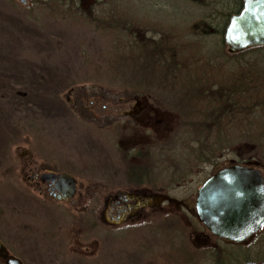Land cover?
<instances>
[{"label": "rangeland", "instance_id": "1", "mask_svg": "<svg viewBox=\"0 0 264 264\" xmlns=\"http://www.w3.org/2000/svg\"><path fill=\"white\" fill-rule=\"evenodd\" d=\"M226 4L227 0H203L197 5L187 0H28L27 4L0 0V238L10 255L24 264H195L194 254L176 237L159 239L145 228L124 230L113 239L95 240L81 233L77 239L82 217L78 207L89 202L82 193L104 199L108 191L99 193L101 184H123L132 163L138 170L159 165L161 177L170 171L187 178L194 173L205 178L214 166L254 160L264 164V116L259 111L246 122L247 131L230 136L218 129L213 131L219 132L215 139L206 138V132L197 135L192 129L208 109L203 112L198 105L179 103L183 95L163 90L155 76L149 78L144 67L137 69L134 65L140 63L129 57L113 70L119 58L113 52L121 35L127 46L147 37L148 43L153 39L178 49L190 46L188 58L195 71L205 66L217 70L214 76L209 71L205 75L209 84L217 81L221 66L237 73L256 56L264 64V50L231 58L222 42L224 35L213 33V27L223 23ZM204 25L211 28L203 31ZM144 55L145 62L154 57L153 52ZM144 97L150 98L148 106L155 111L171 114L166 120L172 118L168 126L172 130L162 124L154 132L145 130L151 134L148 139L131 140L144 125L126 121L120 111L135 112ZM141 141L149 145L141 144L140 155L132 158L130 144ZM50 172L76 177V198L55 200L43 184L42 193L35 183ZM213 247L205 264L264 259V228L247 245L217 242Z\"/></svg>", "mask_w": 264, "mask_h": 264}, {"label": "flooded vegetation", "instance_id": "2", "mask_svg": "<svg viewBox=\"0 0 264 264\" xmlns=\"http://www.w3.org/2000/svg\"><path fill=\"white\" fill-rule=\"evenodd\" d=\"M148 99L150 98L144 97L142 99L144 103H141L139 109L135 112H131L130 109L120 111L127 118H125L126 121L132 120L135 122L139 120L144 125L143 129L134 131L131 140L137 138L148 139L151 134H146L145 130L153 129L154 132L158 128L161 129L164 124L165 130H172L171 127H168L172 122V118L170 117V121L166 120V117L171 116V114L155 111L157 108L148 106ZM103 107L107 108L106 105H103ZM112 109L113 111L117 110L114 106ZM143 111H145L144 117H139ZM153 111L156 117L153 115ZM141 144L149 145V143L143 141L138 144H130L133 147L131 152L132 158H137L136 156L140 155V152L137 150ZM147 158L145 157V159ZM132 165L130 168L133 167V169L127 172L123 184L115 187H106V185L101 184L102 189L99 188L100 185L98 184L99 193L108 191V194H104V199L100 198L97 194L88 196V194L82 193V197L88 199L89 202L87 201L84 205L80 203L79 207L77 206L78 209H81L82 213L80 224H77L79 233L76 236L77 239L80 237V233L81 235H88V237L95 240L102 237L113 239L116 236L122 235L124 230H130V228L133 229L135 227L145 228L153 230L159 239H164V237L168 236L170 241H172V238L176 237L180 243H183L184 247H188V249L185 248L187 251L194 254L195 264H205L208 263V260L206 261L205 259H209V254H213V246L217 245V242L220 244L226 243V245H236L237 243L247 245L257 234H254L243 242H235L219 237L204 225L205 223L200 219L198 214L197 198L202 185L219 171H223V169L234 164L222 167L214 166L215 171L205 178H201L197 173L192 174L190 178L181 177L180 175H176V172L170 171L169 173L165 172L164 177H161L164 173L159 171V165L153 166L148 164V166H144L139 170L136 168L137 164L132 163ZM236 165L258 169L264 182V164L260 161L254 160L237 163ZM32 172L30 180L34 183L36 172L34 170ZM42 177L43 175H40L38 177L39 181L35 183L37 187L41 188L42 193L44 189L40 186L41 184L46 186L48 194L55 200L68 202L74 199V197L76 198L78 194L77 188L79 187L76 177H74L76 179L75 194L71 198L66 197L65 193L57 190L54 182L51 180L44 181ZM178 188L180 192L177 190ZM175 191H178V193L174 194ZM82 197L78 199L80 202L83 201ZM99 201L101 202L100 204H98ZM159 243L161 244V241ZM162 249L163 247L160 253L162 252L163 258H166L167 255ZM215 254H218V251ZM219 260H217L216 264H225ZM0 261L3 262V260ZM248 261L261 262L264 259H249L245 262ZM245 262L240 264H244Z\"/></svg>", "mask_w": 264, "mask_h": 264}, {"label": "trees", "instance_id": "3", "mask_svg": "<svg viewBox=\"0 0 264 264\" xmlns=\"http://www.w3.org/2000/svg\"><path fill=\"white\" fill-rule=\"evenodd\" d=\"M187 1L194 2L197 5L202 3L203 0ZM227 3L229 4L225 5V10L222 12V25L213 27L215 35H224L231 16L238 13L243 7V0H227ZM66 10L67 13L71 12L69 9ZM209 28L211 27L206 26L203 30L202 27V30L206 31ZM121 36L113 52V55H119V58H115L113 70H118V61H125L124 57H129V61L133 59V61L140 63L131 62L132 65L135 64L134 66L137 69L144 67L143 71L149 78L155 76L156 83L160 87H164L163 90L166 88L183 95V98H178L179 103L186 101L195 106L198 105L203 112L208 109L201 114L198 122L193 123L192 130L197 135H203V132H206V138L213 136L215 139L217 137L215 134L219 135V132L214 134L213 131L222 129L221 133L226 131L231 136L232 132L235 131L238 132L240 130L241 132L242 129L247 131L246 122L254 117V113L259 111L260 116H264V64L262 63V57H254L246 66L241 67L242 70L237 73L228 72L225 67L221 66L217 81L209 84L205 75H208L209 71L214 76L217 70H208V67L205 66L203 71H195L190 64V57L188 58V55L191 54L190 46H181V49H178L177 46H171V43L165 44L162 40L161 44V42L153 41V39L148 43L149 37L144 38L143 41L134 39L127 46L126 43L128 42L121 41L123 40ZM222 42L224 44L223 39ZM259 50L263 51L264 46L238 54H231V58L244 56L252 51L256 53ZM147 52H153L154 55L149 62L143 60L144 54ZM195 62H198V60H195ZM143 63H146V66H143ZM201 73L203 74L200 75ZM195 75L196 77L199 76L196 80L192 78ZM204 104L207 107L204 108ZM254 106H257L258 110L255 111ZM192 113L197 114L195 112ZM198 115L200 116V114ZM245 119L248 120L245 121ZM212 127L214 128L211 129Z\"/></svg>", "mask_w": 264, "mask_h": 264}, {"label": "water", "instance_id": "4", "mask_svg": "<svg viewBox=\"0 0 264 264\" xmlns=\"http://www.w3.org/2000/svg\"><path fill=\"white\" fill-rule=\"evenodd\" d=\"M224 41L231 53L264 46V0H243V8L229 21ZM42 180L54 182L57 190L68 198L75 194L76 179L69 173H46ZM197 209L204 225L215 235L236 242L248 240L264 226L261 172L241 165L219 171L202 185ZM0 258L5 264H24L20 258L10 255L1 239ZM244 264H264V261Z\"/></svg>", "mask_w": 264, "mask_h": 264}]
</instances>
